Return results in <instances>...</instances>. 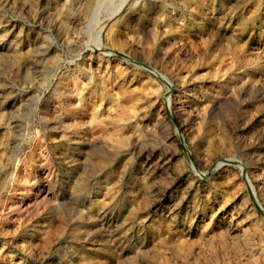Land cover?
Masks as SVG:
<instances>
[{
  "label": "rangeland",
  "instance_id": "rangeland-1",
  "mask_svg": "<svg viewBox=\"0 0 264 264\" xmlns=\"http://www.w3.org/2000/svg\"><path fill=\"white\" fill-rule=\"evenodd\" d=\"M0 264H264V0H0Z\"/></svg>",
  "mask_w": 264,
  "mask_h": 264
}]
</instances>
